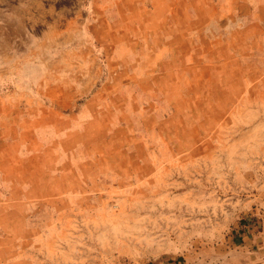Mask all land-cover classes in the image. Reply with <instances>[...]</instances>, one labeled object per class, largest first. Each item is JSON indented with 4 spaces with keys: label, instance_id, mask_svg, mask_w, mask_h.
<instances>
[{
    "label": "rangeland",
    "instance_id": "obj_1",
    "mask_svg": "<svg viewBox=\"0 0 264 264\" xmlns=\"http://www.w3.org/2000/svg\"><path fill=\"white\" fill-rule=\"evenodd\" d=\"M258 206L264 0H0V264H220Z\"/></svg>",
    "mask_w": 264,
    "mask_h": 264
},
{
    "label": "crops",
    "instance_id": "obj_2",
    "mask_svg": "<svg viewBox=\"0 0 264 264\" xmlns=\"http://www.w3.org/2000/svg\"><path fill=\"white\" fill-rule=\"evenodd\" d=\"M264 207V206H262ZM255 223L241 228L219 248L220 264H264V210H255Z\"/></svg>",
    "mask_w": 264,
    "mask_h": 264
},
{
    "label": "bare ground",
    "instance_id": "obj_3",
    "mask_svg": "<svg viewBox=\"0 0 264 264\" xmlns=\"http://www.w3.org/2000/svg\"><path fill=\"white\" fill-rule=\"evenodd\" d=\"M81 45V44H80ZM91 45H95V42H91ZM82 47V46H81ZM85 51V50H84ZM82 53V52H81ZM82 56V55H81ZM26 77V76H25ZM28 79V78H27ZM29 80V79H28Z\"/></svg>",
    "mask_w": 264,
    "mask_h": 264
}]
</instances>
